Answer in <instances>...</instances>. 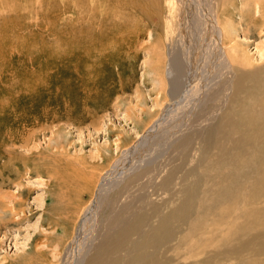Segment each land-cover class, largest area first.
Wrapping results in <instances>:
<instances>
[{
    "label": "rangeland",
    "instance_id": "1",
    "mask_svg": "<svg viewBox=\"0 0 264 264\" xmlns=\"http://www.w3.org/2000/svg\"><path fill=\"white\" fill-rule=\"evenodd\" d=\"M146 2L0 0V264L86 257L107 217L150 189L176 157L171 135L220 115L230 74L213 50L208 14L227 23L224 51L236 42L241 59L262 63L264 0H229L219 13L214 0ZM252 6L263 9L256 24ZM174 54L181 66L171 63ZM125 151L141 173L122 172L119 187L103 193L90 216L95 189ZM192 152L190 164L199 153ZM112 198L114 208L105 207ZM152 198L161 203L165 195ZM82 221L81 249L74 250Z\"/></svg>",
    "mask_w": 264,
    "mask_h": 264
},
{
    "label": "bare ground",
    "instance_id": "2",
    "mask_svg": "<svg viewBox=\"0 0 264 264\" xmlns=\"http://www.w3.org/2000/svg\"><path fill=\"white\" fill-rule=\"evenodd\" d=\"M137 1L132 0L139 8L147 4V0ZM228 1L214 0L217 12L219 9L225 12L224 5ZM252 9L258 17L253 22L256 24L263 16V9L261 6H252ZM208 16L213 50L225 73L230 74L224 79L231 87L228 104L214 122L209 120L212 123L205 122V126L180 137L175 138V132L171 135L169 144L178 156L170 155L171 163L163 170L162 177L147 185L150 189L136 195L134 201L138 205L131 199L107 217L102 240L89 247L92 250L86 257L84 251L77 252V258L72 257L70 264H80L83 259V264H120L119 261L121 264H264V45L258 50L262 63L255 65L257 58L251 59V55L245 54L241 59V55L236 54V42L233 50L227 45L231 52L228 48L224 51L227 23L221 24L220 15L215 13ZM229 27L236 30L235 26ZM241 39L246 43L249 40ZM177 56L174 54L171 63L181 66ZM236 66L248 69H235ZM156 125H151L148 132L152 129L151 133H155ZM195 144H200L201 151ZM194 150L199 153L190 164L189 155ZM130 151H125L124 158L100 181L94 191L95 198L91 199L89 210L86 209L89 215L100 203L95 206L103 193L119 187L117 185L124 180L122 172L141 173L140 169L134 171L141 163L130 158ZM112 175L114 178L110 179ZM152 195L157 198L165 195L166 199L154 202L156 198L153 200ZM114 200L104 202L105 207L114 208L111 205ZM86 215L83 218H88ZM82 228L78 231L81 232L76 239L79 244L73 246L74 250L81 249ZM105 259L107 262H103Z\"/></svg>",
    "mask_w": 264,
    "mask_h": 264
}]
</instances>
